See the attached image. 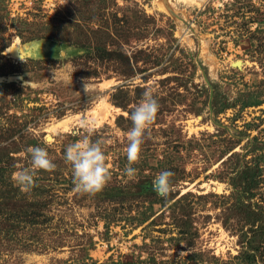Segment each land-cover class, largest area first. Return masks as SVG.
<instances>
[{"label":"rangeland","instance_id":"rangeland-1","mask_svg":"<svg viewBox=\"0 0 264 264\" xmlns=\"http://www.w3.org/2000/svg\"><path fill=\"white\" fill-rule=\"evenodd\" d=\"M148 87L160 109L130 177ZM85 120L112 174L95 194L64 161ZM32 146L57 167L21 190ZM248 209L264 210V0H0V264H251L255 245L263 264Z\"/></svg>","mask_w":264,"mask_h":264},{"label":"clouds","instance_id":"clouds-1","mask_svg":"<svg viewBox=\"0 0 264 264\" xmlns=\"http://www.w3.org/2000/svg\"><path fill=\"white\" fill-rule=\"evenodd\" d=\"M159 109V101L153 89L148 87L129 115L131 127L126 132L128 165L124 171L130 177L136 175L137 170L132 165L140 161L143 144L146 138L150 137L151 127L157 119ZM94 123L87 120L81 123L85 135L77 142L69 144L64 154L65 163L72 169L75 189L88 194L103 190L110 182L112 175L108 156L104 150V142L91 138L97 131L93 126ZM26 131H30V128ZM27 151L30 154L31 167L17 170L12 174V180L21 190H28L35 186L38 171L50 172L57 167L47 147L32 146ZM153 190L167 199L169 194L176 190L174 173L169 170L158 173L153 181Z\"/></svg>","mask_w":264,"mask_h":264},{"label":"trees","instance_id":"trees-1","mask_svg":"<svg viewBox=\"0 0 264 264\" xmlns=\"http://www.w3.org/2000/svg\"><path fill=\"white\" fill-rule=\"evenodd\" d=\"M241 205L247 207V205H245V203H242ZM247 213L248 214L246 215V217L247 218L250 217L251 219H254V220L255 219H260L261 217H264V210L254 211L252 209H248ZM259 226H260L259 229H256L254 232H252V236L248 238L249 239L248 242H251V239L256 240V238H259V240H256L258 243L261 242V240H262L261 238L264 237L262 235L264 233V225L262 223V225H259ZM250 247L252 248L251 250L246 249L245 251H243L242 258L246 262L252 264V262L254 263L253 260H254V257H255V254H254V252H252V250L256 249V245L255 246H250ZM260 264H262V263H260ZM263 264H264V262H263Z\"/></svg>","mask_w":264,"mask_h":264},{"label":"bare ground","instance_id":"bare-ground-1","mask_svg":"<svg viewBox=\"0 0 264 264\" xmlns=\"http://www.w3.org/2000/svg\"><path fill=\"white\" fill-rule=\"evenodd\" d=\"M7 51L11 53L13 56H15L16 58H19V59L25 58V47L22 44H19V42L10 46Z\"/></svg>","mask_w":264,"mask_h":264},{"label":"water","instance_id":"water-1","mask_svg":"<svg viewBox=\"0 0 264 264\" xmlns=\"http://www.w3.org/2000/svg\"><path fill=\"white\" fill-rule=\"evenodd\" d=\"M185 23H186L187 27H191L188 22H185ZM211 100H212V92L210 93V99H209V102H208V106H209L210 111H211Z\"/></svg>","mask_w":264,"mask_h":264}]
</instances>
